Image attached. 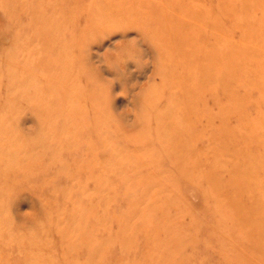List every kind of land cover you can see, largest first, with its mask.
Returning a JSON list of instances; mask_svg holds the SVG:
<instances>
[{
	"label": "rangeland",
	"instance_id": "rangeland-1",
	"mask_svg": "<svg viewBox=\"0 0 264 264\" xmlns=\"http://www.w3.org/2000/svg\"><path fill=\"white\" fill-rule=\"evenodd\" d=\"M0 264H264V0H0Z\"/></svg>",
	"mask_w": 264,
	"mask_h": 264
}]
</instances>
